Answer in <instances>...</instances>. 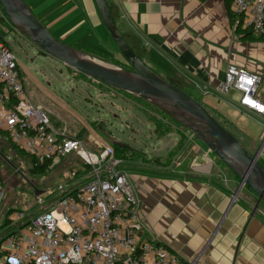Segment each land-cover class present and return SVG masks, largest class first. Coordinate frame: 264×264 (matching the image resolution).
I'll return each mask as SVG.
<instances>
[{"label": "crops", "instance_id": "obj_1", "mask_svg": "<svg viewBox=\"0 0 264 264\" xmlns=\"http://www.w3.org/2000/svg\"><path fill=\"white\" fill-rule=\"evenodd\" d=\"M24 1L59 41L105 64L121 62L94 0ZM107 1L119 10L120 32L130 34L147 49L149 58L156 61L157 72L164 70L182 81L185 92L192 98L196 95L198 99H194L227 129H237L245 144L252 147L241 145L254 154L255 146L264 139V121L240 108L237 92L230 91L225 97L215 93L229 65L264 74V41L242 39L234 25L230 1ZM22 78L26 96L55 121L51 128L79 139L81 128L65 121L75 122L73 116L49 98H41L34 84L23 74ZM62 118L65 123L61 122L60 127L56 121ZM85 141L88 147L98 149L92 137ZM263 157L264 148L259 158ZM179 158L171 169L136 163L131 170L123 167L138 201L146 238L162 244L184 263L197 259L199 264H264V203L256 209L257 202L252 201V192L247 188L233 200L238 178L234 174L231 178L221 177L222 172L213 169L215 164L210 158H195L186 172L174 174L172 170L184 163L180 164ZM153 159L162 161L160 157L148 161ZM78 160L70 155L51 164L47 172L51 181L64 178L66 185L75 186L88 180L89 169L85 165L80 168L75 163Z\"/></svg>", "mask_w": 264, "mask_h": 264}, {"label": "built area", "instance_id": "obj_2", "mask_svg": "<svg viewBox=\"0 0 264 264\" xmlns=\"http://www.w3.org/2000/svg\"><path fill=\"white\" fill-rule=\"evenodd\" d=\"M229 1L235 27L264 40V0ZM22 74L0 35V131L34 159L33 169L75 155L89 168L90 178L75 186L58 184L48 207L36 200L40 208L35 214H13L0 242V264H199L197 259L184 263L146 238L138 201L113 149L96 143L95 153L82 140L55 132L46 112L26 96ZM230 91L240 95L241 109L264 121V74L229 65L215 93L225 97ZM1 192L0 180V197Z\"/></svg>", "mask_w": 264, "mask_h": 264}, {"label": "rangeland", "instance_id": "obj_3", "mask_svg": "<svg viewBox=\"0 0 264 264\" xmlns=\"http://www.w3.org/2000/svg\"><path fill=\"white\" fill-rule=\"evenodd\" d=\"M0 35L22 65L23 77L34 84L39 96L45 100H47L45 97L49 98L59 109L73 116L75 122L66 119L65 121L72 126L76 123L78 128H81L79 139L86 143L85 140L92 137L95 143H99L105 149H113V143L120 142L134 150L124 161L120 159L121 167L125 165L127 170H131V166L135 163L153 166L154 164L149 165L150 162L146 160L160 157L166 165L164 169H171L193 142V136L189 131L157 108L126 93L99 84L42 53L27 38L19 35L1 14ZM120 61L110 66L130 70L123 58ZM192 96L198 99L196 95ZM50 121L51 125L55 123L51 118ZM65 121L62 118L56 121V124L61 127V122L65 123ZM262 125L264 126V123ZM228 129L240 143L252 147L245 144L237 129L233 127ZM263 141L264 139L255 146L256 151ZM87 148L98 153V149L94 150L88 146ZM195 158H210L215 164L213 169L218 168L219 172H222L219 173L221 177L233 176L230 170L201 143L193 146L181 161L180 164L184 162L182 167L172 170L173 173L186 172L188 165ZM78 161L75 163L82 168L83 164ZM32 169L31 160L23 159L16 148L0 134V180L2 181L0 238L5 235L2 230L9 212L13 211L9 216L10 220H14L12 215L17 213L35 214L40 208L37 199L44 202L43 207L46 208L57 197L56 187L60 180L56 178L51 181L52 178L48 173L44 176L32 175L30 172ZM61 181L59 183L66 185V181ZM35 191L43 194L35 197ZM250 194H252L250 198L255 202L256 196Z\"/></svg>", "mask_w": 264, "mask_h": 264}, {"label": "water", "instance_id": "obj_4", "mask_svg": "<svg viewBox=\"0 0 264 264\" xmlns=\"http://www.w3.org/2000/svg\"><path fill=\"white\" fill-rule=\"evenodd\" d=\"M94 1L108 36L130 70L112 67L59 41L35 17L24 0H0V8L16 32L42 53L95 82L144 101L189 131L193 142L182 153L179 162L196 143L203 144L238 178L233 200L243 188H248L257 198V209L264 202V165L259 162L264 141L254 154L247 151L203 105L154 72L133 52L114 21L107 0ZM113 146L134 151L120 142L113 143ZM41 194L39 191L34 193L35 197ZM28 224L26 222L21 227Z\"/></svg>", "mask_w": 264, "mask_h": 264}, {"label": "trees", "instance_id": "obj_5", "mask_svg": "<svg viewBox=\"0 0 264 264\" xmlns=\"http://www.w3.org/2000/svg\"><path fill=\"white\" fill-rule=\"evenodd\" d=\"M110 9H111V13H112V17L114 19V21L116 22L117 24V21L120 19V14H119V10L114 6V5H110ZM236 31L238 32V34L242 37L243 40H255V41H264V40H257V39H254L250 36V34L248 32H246L245 30H243L240 26L236 28ZM122 36L124 37L125 41L127 42V44L129 45V47L133 50V52L149 67L151 68L154 72H156L157 74H159L160 76H162L164 79H166L167 81H169L171 84H173L175 87H177L178 89L182 90L185 92V85L182 81H180L178 78L172 76L170 73L168 74L166 71H162V72H157L158 70L154 67L155 65V62L153 60H151L149 58V55L150 53H148L147 49L142 47L138 41H136L130 34L128 33H121ZM150 61H152V64L150 63ZM158 65V64H157ZM159 67V66H158ZM163 73V74H162ZM84 76V75H83ZM100 84V83H99ZM103 85V84H102ZM105 86V85H104ZM129 95V94H127ZM131 96V95H129ZM133 97V96H132ZM136 98V97H135ZM211 113V112H210ZM212 114V113H211ZM213 115V114H212ZM214 116V115H213ZM215 117V116H214ZM217 119V118H216ZM218 122H220L218 119H217ZM221 123V122H220ZM221 125L223 127H225V125L223 123H221ZM226 128V127H225ZM227 129V128H226ZM0 134L1 135H4L6 138L7 136L2 132L0 131ZM16 148V147H15ZM16 150L18 151L19 155L22 156L24 159H30L31 162L34 161V159L25 154L24 152H22L21 150H19L18 148H16ZM113 151H114V154H115V157L117 159H121V160H125L126 156L128 154H131L130 151L126 150V149H122V148H119L117 146H113ZM147 162H150L153 167H156V168H165L166 165L164 163H162V161L160 159H153V160H146ZM259 162L261 164L264 165V159L263 158H259ZM51 166V163L50 162H47L45 163L44 165L42 166H39L38 168H34L32 170H30L31 174L32 175H38V176H44L48 170H49V167ZM125 165H123L122 167H124ZM87 168V170L89 169L87 166L85 167ZM248 189V188H247ZM249 190V189H248ZM250 191V190H249ZM257 202V198H256V201ZM264 203V202H263ZM13 211L9 212L6 216V219H5V223H4V228L2 230V232H4V234L6 235L8 232H7V228L10 227L11 223H12V220H10L9 216L12 214ZM11 232V231H10ZM4 236H2L0 238V242L2 241Z\"/></svg>", "mask_w": 264, "mask_h": 264}]
</instances>
